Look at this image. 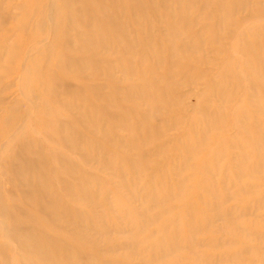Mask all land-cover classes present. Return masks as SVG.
Instances as JSON below:
<instances>
[{
  "label": "bare ground",
  "instance_id": "bare-ground-1",
  "mask_svg": "<svg viewBox=\"0 0 264 264\" xmlns=\"http://www.w3.org/2000/svg\"><path fill=\"white\" fill-rule=\"evenodd\" d=\"M211 2L0 0V238L13 243L14 253L35 258V262L26 256L20 258L21 264H74L73 253L75 258L87 255L77 248L87 243L86 237H93L85 233L92 222H83L88 214L70 209L60 195L91 206L97 202V199L91 201L97 195L96 185L98 190L99 187L131 190L129 196L136 197L138 190L127 179L122 180V176L131 173L137 182L139 175L147 170L150 157L163 150V147L155 151L149 148L164 131L157 122L154 126L148 123L146 111L152 107L167 110L179 106L181 100L173 99L172 93L180 85H193L195 90L202 84L207 86L204 93L195 92L193 105L204 131L180 140L178 151L186 159L182 165L187 174L195 170L191 156L199 148L205 150L204 171L211 174L213 167H218L226 144L208 141L204 132L231 129L234 133L228 144L236 150L232 158L235 175L227 178L236 194L253 189L242 185V178L264 177V11L254 20H250L254 15H245L238 20L241 25L230 30L233 32L226 64L221 62L214 72L191 69L186 66L188 59L201 53L206 45L213 44L216 48L220 41L224 42L220 33L228 29L235 13L243 11L246 3L242 0ZM209 7L214 8L210 16L207 15ZM192 12L202 18L189 19ZM149 13L157 15L161 23L157 43ZM203 17L215 18L214 25L201 26L192 37L188 29L205 23ZM10 22L12 25L6 26ZM128 22L138 36L131 35ZM257 25L263 30L261 34L256 32ZM137 49L149 53L148 63L135 58ZM237 57L245 67L240 73ZM179 72L181 79L176 77ZM130 77L135 80L128 85L125 81V90L119 91L121 80ZM239 88L248 97L250 110L237 104ZM5 90L7 93L3 94ZM209 97H215L218 105H213ZM26 108L32 109V116ZM248 112H252V119ZM31 118L39 120L41 130L32 128ZM177 124L175 120L174 125ZM193 124L189 122L188 127ZM110 129L132 131L119 136ZM49 158L71 176V181L62 179L49 168ZM80 164L92 169L98 165L100 172L110 176L119 173L121 177L112 183V179L107 180L108 176L107 179L99 177L95 170L84 169ZM85 183L94 185L89 188ZM197 184L205 194L216 199L207 204L213 217L229 213L222 204L225 196H231L227 194V187H214L210 178ZM182 185L173 188L164 183L154 184L147 208L132 213L121 204V214L136 230L144 229L171 210V199L183 195ZM255 204L264 206V192ZM230 212H235L233 217L239 216L237 211ZM203 218L205 227L210 226L211 217ZM258 218L264 221L263 215ZM135 219L137 223L133 222ZM46 227L65 235L71 242L62 244L56 236L44 231ZM192 230L196 231L197 227L191 225ZM255 237L264 241V232ZM162 240L159 250L166 253L181 247L173 231L165 232ZM185 242L191 251L197 245L192 235H187ZM206 242L211 247L223 246L212 238ZM8 247L6 242H0V264L10 263L4 255ZM203 255L200 259L205 263L213 261ZM88 257L90 262L84 261L85 264H96ZM240 257L241 252L236 251L231 259ZM154 259H141L139 264H151ZM259 264H264V250Z\"/></svg>",
  "mask_w": 264,
  "mask_h": 264
},
{
  "label": "rangeland",
  "instance_id": "rangeland-1",
  "mask_svg": "<svg viewBox=\"0 0 264 264\" xmlns=\"http://www.w3.org/2000/svg\"><path fill=\"white\" fill-rule=\"evenodd\" d=\"M13 1L19 2L21 0ZM202 1L205 0H201V2ZM210 1L214 2L215 0ZM242 1L246 2L244 7L245 9L243 11L235 13L234 19L231 21L228 29H225L223 30V33H220V35L223 34L224 36V42L220 41V43L216 45V48H213V44L211 45L212 47L206 45L202 50L203 53L201 52L197 54L198 56L196 55L188 59V63L186 62L187 67H192L191 69H198L201 71L206 70L214 72L217 70L216 66L221 62H223V64H226L227 60L225 61V59L228 57V53H230L229 45L232 38L231 32H233L230 30L238 28V26L241 25L239 24L238 20L243 18L245 15H254V17L250 19L254 20L258 18L260 12L264 11V0ZM256 3L257 5L255 6ZM209 9L210 7L207 9V15L210 16L212 12H214V8L213 10ZM190 14L191 15L189 16V19L200 20L202 18H199L196 12H192ZM148 19L150 26L152 27V29H154L153 38L157 43L160 40L158 32H160L159 29L161 23H159L157 15H152L151 13L148 14ZM204 19L206 20L205 23L200 22L198 25H195V28L188 29L190 32L189 34H191L192 37L196 36L195 31L199 30L201 26L203 27V25L205 24L214 25L215 23V18L212 19V17H205ZM260 24L261 23H259V25ZM11 25L12 23L10 22L6 26ZM151 27L148 26L149 29ZM183 28H185V26H183ZM128 29L129 31H131V35L133 37L139 35V33H135V31L131 28V24H129ZM255 29L257 33L261 34L263 32L262 28L258 27V25L255 27ZM13 41H16L15 38H13ZM206 48H208V51L206 50ZM135 51L137 52L135 58L141 59L144 62L148 63L146 60L147 56L149 57L148 52L142 49H137ZM16 60L18 59H15L14 61ZM237 60H239L238 57ZM208 61L210 62V64H206L208 63ZM240 61L241 60L237 62L235 61L236 64H238L237 71H239V73L245 68ZM164 67H166V64L164 65ZM176 77H182L180 72L176 75ZM133 80L135 79L131 77L122 79L120 83L121 89H119V91L125 90L124 88L126 87V84H130ZM195 89L196 88L193 85H180V87L175 89L176 91L174 90V92L172 93L174 94L172 95L173 99L181 100L178 103L179 106H175L173 108L168 107L167 110H159L157 107H152L151 109L146 111V118H148V123L151 126H154L157 125V122L158 126L163 128L161 130L164 131L162 136L158 140L155 139L150 143L149 148L152 149V151H155L158 150L159 147H163V150L161 153H157L155 154V156L150 157L147 170L142 172L143 177L139 175L140 179H138L137 182L135 181L136 184L134 182V177L132 178L133 175L131 173L122 176V180L127 179L128 182L130 181L131 187L135 186L134 189L138 190L136 197L129 196V191L131 190L112 188L111 190H109L104 188L102 189L101 187H99L98 190V187L91 183H85V185L87 184L89 188H92V185H94L95 189H93L97 192V195H95V197L91 199V201H95L97 199V202L91 206L86 202H72L71 200H69V197L63 194L60 195V199L63 202H68V207L70 209H77L88 214L87 216L85 214L87 219H83V222L87 220V222H89L90 224L92 222V224L88 226L90 230H86L85 233L87 235H92L93 237L90 239L89 237H86L87 243L79 245L77 249L85 252L87 254V257L90 255L91 259L94 260L96 264H139L141 259L146 260L149 258L156 259H154V262L152 261L151 264H207L205 263V261L200 259V257L204 256L203 254H206L210 259H213V261H209L210 264L260 263L262 251L264 250V241L258 240L255 235L264 232V221H261L260 218H258L262 215L264 216V206L261 207L258 205V207L255 202L260 197V194L264 192V177L257 175L254 178L250 179L242 178V181L240 183L242 185L252 187L253 189L236 194L235 188H233V185L230 183V179L227 178L228 176H230L231 178L232 174L235 175L232 168V158L236 153V150L229 147L228 144V140L234 132L231 129H208V131L204 132L208 141H222L226 144L225 154L220 159L218 167L217 165L213 167V172L211 174H207L204 171L203 162L205 160V150H202L201 148H199L198 151H196V153L191 156V162L195 165V170L192 171L193 174H187V172L184 170V165H182L184 163L183 161H186V159L184 158V155H180L178 151L180 150V140L194 137L195 135L204 131L202 125L200 124L201 120L194 113L193 105L195 95L197 93L198 95L200 93H204L207 89V86L205 84H202L197 90ZM236 92V98L238 100L237 104L239 106L241 105L244 109L250 110L247 105L248 97L243 93L242 89L239 88ZM6 93L7 90H5L3 94ZM176 95H180V97H176ZM44 98L46 100H49L46 95H44ZM209 101L212 102L213 105H218V100L215 97H209ZM143 107L146 106L144 105ZM24 108L25 107L22 106V109ZM26 109L27 110L25 111H27V113L32 116V109ZM37 111L38 110L34 111L33 114H37ZM68 114L69 113H67L66 116H68ZM248 114L249 118L252 119V112H248ZM149 120H151V122H149ZM175 120L178 123L177 125H174ZM191 121H193L194 124L193 126L188 127V124ZM168 123L171 124L168 125ZM31 126L33 129H37L38 131L42 129V125L40 124L39 120H36L35 118H31ZM164 126L167 127L164 128ZM110 130L111 132H115L119 136H126L132 131L131 129L125 131L116 129ZM202 144L204 146L203 142ZM202 144L200 145L202 146ZM59 149L60 151L65 152L64 149ZM47 163L49 168L52 170L54 169L59 177H61L62 179H66L67 181H71V176L65 174V170H61V167L53 162L52 158L47 159ZM80 166H82L84 169L86 168L83 164H80ZM94 168L92 169V167H90L86 169L92 171L95 170L94 173H96L99 177H103L104 179H107L108 176L107 180L109 181L110 179H112V183H117L120 179L119 177H121V175L118 176L119 173H114L117 175V178L114 174L110 176L107 175V172H100V170H98V165L96 166L97 169ZM181 169L184 171H182ZM152 174L154 175L152 176ZM207 178H210L212 185H214V187L216 186V188H221L222 186L227 187V194H231V196H225L222 204L229 210L228 214L226 213L220 217H213L211 215V212L207 208V204L214 203L216 199H213L209 195L205 194V192L201 190L197 184L200 180ZM151 183L153 185L164 183L167 187L173 188H175L177 185L183 184V193L181 192L183 195L175 200L171 199V210H168V213L158 216L154 223L148 224L144 229L136 230L132 225H129V223H127V219L121 214L120 206L121 204H124L127 208L130 209L132 213H134V211L136 212L140 209L147 208L149 206V200L153 191V185L150 188ZM113 195L115 196L117 201L114 200L115 198L113 197ZM191 209L193 210L191 211ZM230 211H237L239 213V216L233 217L232 214H235V212ZM90 214H93L94 217ZM202 216H205V218L211 217L210 226L205 227V221ZM137 221L138 219H135L133 222L137 223ZM80 222L82 223L81 220ZM82 225L85 224L83 223ZM191 225L193 227H197V230H192L191 232ZM169 230L177 234V241L179 247H181L174 252L172 251L166 253L159 250V245H161L163 242V234L165 232L168 233ZM44 231L48 234L56 236L57 240L62 244L71 242L65 235L58 234L48 227H46ZM92 232L94 235L92 234ZM187 235H192L195 240H197V245L194 249H192V251L191 249L189 250L187 246L188 242H185V238L187 237ZM209 238L219 241L220 244H223V246L211 247L210 245H207L206 241ZM89 240L91 241V243H88ZM2 241L6 242L9 245L4 254L8 261L7 263L10 262L11 264H21L20 258H25V256L31 261L35 262V258L30 255H25L22 252L14 253L12 251L13 243L9 242L8 239L0 238V242ZM236 251L241 252V257L238 260L231 259L232 254ZM72 256L73 263L75 262L74 264H82L80 258L83 260V264H85V262H90V259H88L89 257L87 258L86 256H83L82 258L81 256H77L75 258L74 253L72 254Z\"/></svg>",
  "mask_w": 264,
  "mask_h": 264
}]
</instances>
